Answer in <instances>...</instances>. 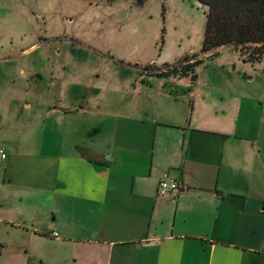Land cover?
Segmentation results:
<instances>
[{
	"label": "crops",
	"instance_id": "crops-1",
	"mask_svg": "<svg viewBox=\"0 0 264 264\" xmlns=\"http://www.w3.org/2000/svg\"><path fill=\"white\" fill-rule=\"evenodd\" d=\"M54 62L50 89L69 70ZM138 65L103 112L84 93L71 102L62 85L46 111L59 125L55 139L5 150V197L19 193L25 204L8 211L17 219L0 214L22 239L13 264H264V161L252 140L264 104L210 92L217 80L203 78L201 64L195 79L143 76ZM163 179L179 190L159 196Z\"/></svg>",
	"mask_w": 264,
	"mask_h": 264
},
{
	"label": "rangeland",
	"instance_id": "rangeland-1",
	"mask_svg": "<svg viewBox=\"0 0 264 264\" xmlns=\"http://www.w3.org/2000/svg\"><path fill=\"white\" fill-rule=\"evenodd\" d=\"M207 10L197 0H0V148L30 151L41 140L55 139L59 125L48 116L47 104H57L62 85L69 86L71 102L70 95L84 93L86 101L103 112L114 107L117 100L112 96H118L120 87L129 82L125 81L131 75L128 66L151 61L174 66L191 55L192 48L197 51L195 60H204L199 74L216 77L217 89L210 92L249 93L264 104V60L246 62L243 57L248 58L249 52L243 54L233 46L210 58L206 57L212 53H200ZM35 44L43 48L24 54ZM56 61L69 70L59 71L53 77L57 87L50 89L48 65ZM252 138L264 161V124ZM6 190L0 177V214L17 219L8 211L20 212L25 204L17 200L19 193L7 200ZM5 227L0 224V244L6 246L0 264H13L14 251L22 253L14 242L22 239L13 238Z\"/></svg>",
	"mask_w": 264,
	"mask_h": 264
},
{
	"label": "trees",
	"instance_id": "trees-1",
	"mask_svg": "<svg viewBox=\"0 0 264 264\" xmlns=\"http://www.w3.org/2000/svg\"><path fill=\"white\" fill-rule=\"evenodd\" d=\"M208 8L206 27L202 42V54H210L208 58L218 54L225 46H233L241 53L249 52L246 62L258 63L264 60V0H197ZM197 54L185 56L177 65L165 72H158L157 67L147 64L142 66L148 73L143 76H188L196 78L195 68L203 63V59L184 64ZM137 68L141 66H136ZM152 70V72H150Z\"/></svg>",
	"mask_w": 264,
	"mask_h": 264
},
{
	"label": "built area",
	"instance_id": "built-area-1",
	"mask_svg": "<svg viewBox=\"0 0 264 264\" xmlns=\"http://www.w3.org/2000/svg\"><path fill=\"white\" fill-rule=\"evenodd\" d=\"M196 57H194L193 59H191L189 62H184V64L195 62L196 61L195 60ZM199 58H200V56H199ZM200 59H202V58H200ZM150 65L156 66L158 68L157 69L158 72H165V71H167L169 69H172V67H164L163 65H158L157 63H151ZM142 66H144V65H142ZM142 66L139 67V68H137L138 72L140 74L141 73H143V74L144 73H148L149 71H146ZM150 72H152V70H150ZM189 75H191V74H189ZM7 158H8V155H7L6 151H5V149L4 148H0V168L2 167L3 162L5 160H7ZM179 187H180V184L177 181L163 179L159 183V186H158V194H159V196H164V195L169 194L171 192L178 191L179 190ZM54 236L57 237L58 234L55 233Z\"/></svg>",
	"mask_w": 264,
	"mask_h": 264
}]
</instances>
